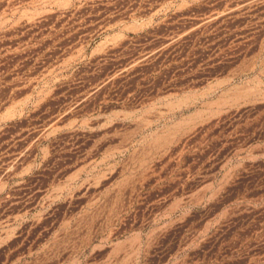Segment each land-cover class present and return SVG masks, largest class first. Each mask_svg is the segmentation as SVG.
Listing matches in <instances>:
<instances>
[{"label": "rangeland", "instance_id": "rangeland-1", "mask_svg": "<svg viewBox=\"0 0 264 264\" xmlns=\"http://www.w3.org/2000/svg\"><path fill=\"white\" fill-rule=\"evenodd\" d=\"M36 154L0 264H264V0H0V176Z\"/></svg>", "mask_w": 264, "mask_h": 264}, {"label": "crops", "instance_id": "crops-1", "mask_svg": "<svg viewBox=\"0 0 264 264\" xmlns=\"http://www.w3.org/2000/svg\"><path fill=\"white\" fill-rule=\"evenodd\" d=\"M38 140V146L40 148L43 144L41 134H39L34 139V141ZM39 158V155L36 154L34 155L33 159H30V161L27 162L28 164L25 165L23 169L18 171L7 170L0 176V193L5 195L10 207L20 204H32L36 201L37 205H41L42 201H47L50 204L46 209L50 210L52 207L51 205L57 203V200L53 198V196H55L56 194H52L50 192L51 189H53V183L47 181V179L50 178L51 174L41 169L42 163L40 162ZM43 190L46 191L45 194H42ZM84 194L85 193H82V197L84 196ZM37 205L33 210H37ZM87 206L88 203L82 204L80 211L83 212L87 210ZM33 214L36 213L34 212ZM24 215H27L26 212L24 213ZM216 223L217 219H210L203 224V227L210 228L216 225ZM12 225H14V223ZM4 238H6V240L8 238L7 242H11L14 238H16V235H7ZM184 238L189 244L187 246V249H191L197 247V244L203 241L212 239V236L208 234H200L191 238L184 236L183 239ZM254 239L259 241L264 240V235L254 236Z\"/></svg>", "mask_w": 264, "mask_h": 264}]
</instances>
